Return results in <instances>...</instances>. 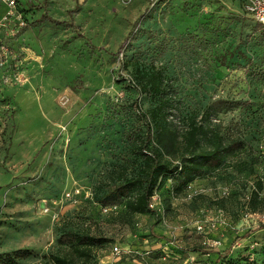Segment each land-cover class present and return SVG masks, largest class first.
Returning <instances> with one entry per match:
<instances>
[{"label": "rangeland", "instance_id": "374dc122", "mask_svg": "<svg viewBox=\"0 0 264 264\" xmlns=\"http://www.w3.org/2000/svg\"><path fill=\"white\" fill-rule=\"evenodd\" d=\"M19 1L30 23L0 67V264L17 250L31 254L13 264H53L65 233L105 240L74 264H214L234 242L218 264H264V29L245 0ZM152 73L161 96L139 93ZM141 114L171 130L170 153ZM196 126L241 147L180 176L210 150L188 142ZM142 148L169 170L158 208L136 214Z\"/></svg>", "mask_w": 264, "mask_h": 264}, {"label": "trees", "instance_id": "16d2710c", "mask_svg": "<svg viewBox=\"0 0 264 264\" xmlns=\"http://www.w3.org/2000/svg\"><path fill=\"white\" fill-rule=\"evenodd\" d=\"M22 10L27 12L26 9ZM246 11V10H245ZM247 13V11H246ZM250 19L254 20L251 15L246 14ZM44 20L49 19L47 15H45ZM41 20V21H44ZM256 27L258 29L263 28L261 24H258L255 20ZM119 54V52H118ZM139 93L142 95H147L151 97L161 96L164 93V81L161 74L150 75V78L142 85L139 90ZM167 102H161L158 106V110L154 113L161 114L162 120L166 117V111L168 109ZM134 107L136 109L139 108L138 101L134 103ZM142 121L145 123L146 127V142H149L153 137V131H155L156 127V143L159 147L164 149L167 153H170V148L173 145V135L169 128L164 126L161 122H156V124H152V122L147 120L146 115H140ZM202 135L206 138H209L210 142V150L205 152L202 156L199 164H195V166L191 168H183L182 166L176 165L173 170H169L166 165L161 164L159 162L158 156L155 153H151L147 151L145 148L141 149V152L144 156V168L147 171L144 178H138L136 182H131L130 187L135 186L136 184L144 185L143 193L138 195L134 200H129L127 204V208L130 213L143 214L147 211H152L149 209V202L152 196L155 193H158V190L163 186L165 175H167L166 171L176 172L180 169L179 175H188V174H197L198 176L204 174V170L208 169L210 171L215 170L221 166L223 161L228 157L229 153H233L234 150L239 149L241 146L238 144L231 145L228 148L224 146L223 137L216 131L210 128V136L208 132H206L202 126H196L189 132L188 142L194 148L200 145L199 136ZM145 153V154H144ZM193 178L188 176L185 182V189L188 188ZM129 184H126L125 187L120 191L123 195V190L126 191ZM159 194V193H158ZM95 241H99L103 243L105 240H95L93 237L79 235L75 233H65L61 236L60 242L64 248H67L66 253L60 257L55 258L53 264H74L76 262V255L81 258L85 256L89 258L90 255L87 253L88 249L96 243ZM238 241V240H237ZM235 243V242H234ZM234 243L224 251L222 255L218 257L214 264H218L223 258L230 255L231 250L234 246ZM31 253L28 250H17L13 254L8 255L4 260H2L3 264H13L16 259H24L27 258ZM84 257V258H85Z\"/></svg>", "mask_w": 264, "mask_h": 264}, {"label": "built area", "instance_id": "2783aa9c", "mask_svg": "<svg viewBox=\"0 0 264 264\" xmlns=\"http://www.w3.org/2000/svg\"><path fill=\"white\" fill-rule=\"evenodd\" d=\"M123 1L128 4L133 0ZM245 10L258 24L264 26V0H245ZM0 12V67L4 69L18 58L20 49H17L16 43L30 22L19 0H0ZM187 190L190 197L203 191L197 190L194 184H190ZM160 200L159 194L155 193L149 202V209H157ZM115 251L119 252V248L115 247Z\"/></svg>", "mask_w": 264, "mask_h": 264}, {"label": "crops", "instance_id": "0c3cea01", "mask_svg": "<svg viewBox=\"0 0 264 264\" xmlns=\"http://www.w3.org/2000/svg\"><path fill=\"white\" fill-rule=\"evenodd\" d=\"M140 1V0H139ZM3 10H1V12H2ZM1 12H0V14H1ZM25 33V32H24ZM24 36V34H22L20 37L22 38Z\"/></svg>", "mask_w": 264, "mask_h": 264}]
</instances>
